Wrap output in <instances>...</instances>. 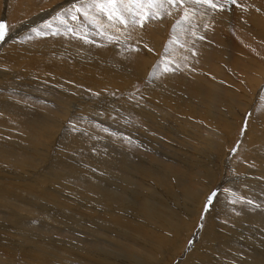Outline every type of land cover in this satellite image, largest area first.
Listing matches in <instances>:
<instances>
[{
    "label": "bare ground",
    "instance_id": "obj_1",
    "mask_svg": "<svg viewBox=\"0 0 264 264\" xmlns=\"http://www.w3.org/2000/svg\"><path fill=\"white\" fill-rule=\"evenodd\" d=\"M13 1L15 0H4L5 7L0 8V17L1 11H3L2 16H6L7 7ZM76 3L77 0H60L59 2L55 0V3L50 9L48 8L43 11H38L39 8H34L33 6V12L36 11L35 15L21 26L14 27L11 37L4 39L0 44V68L3 69H0V264H179V262L185 259L187 264H211L209 263V258L212 255L215 256L219 264H237L238 260H240V264H264V241L262 240L264 239V232H262V230H257L259 235H257L258 237L256 236L257 238L255 239L253 247L249 246L251 251L242 249L241 246L237 244L238 241L236 243L237 239L244 241V239H246L245 235L231 233L225 234L224 236L220 232V228L219 231V221L215 220V216L224 215L223 208L226 203L225 192H219L220 194L217 197V201L216 203L214 202V205L207 211L208 214L205 213L206 211L204 210L201 214L200 211L196 218L197 221L196 219L193 221V217L196 214V206L200 204L199 200L201 199V197L198 199V193L192 191L190 186L191 183L194 184V182H192L194 180L192 179L193 175H191L195 170L193 166H200L206 170L203 176L200 175V179L204 178L203 180L205 182L207 181V183L213 180L214 174H212L213 168L211 167L216 166L217 162H222V169L229 168V158L233 157L236 151L233 152L229 149L226 154L224 150L225 145L222 143L202 141L201 146L206 145L207 147V150L203 148L206 151L203 150L200 152L202 158L198 155L196 156L197 159L191 157L195 156L194 152L188 153L190 156L180 153L181 158L179 160L186 165L182 167L184 170H181L183 173L185 172L182 176H188L186 181L180 180L178 176L180 173L177 172L178 170H169L166 166L159 168L149 160L139 158L137 159L138 161L132 162L134 167H130L131 171L129 172H131V174L129 177H125V174L123 176L116 174L118 175V179L114 180V185H111L109 184L111 177H105L106 173L99 175L91 170L78 167L75 164L69 163V159H67L66 155L60 153L62 151V144H65V147H71L75 143L74 141L72 142L66 139L64 131H67L68 128L63 124L67 121L70 122L71 119H75L78 113L82 116L96 114L94 116L100 117L97 115L93 106H91L92 96H89V92H87L88 88L100 92V90L103 89H131L133 85L144 84V88H146L144 91L149 93L155 102H158L163 107L172 109L171 114L158 115L163 119V121L161 120V124L167 128V124H172L175 120L178 127L176 132L185 134L184 140H186V138H194L192 135L200 133V130L203 129L201 125V123H203L202 121L205 122V124L203 123L204 125L208 124L214 127H218L219 125L224 131L232 130L234 127H237L238 124L244 122L248 107H250L251 101L254 102V98L251 97L252 95L249 96V100L243 97V99L246 100V105L245 101H240L241 104L243 103V106L245 105L244 109L241 110L240 104L233 102L234 98L231 100L227 98L228 101H226L224 100V96L221 97L219 94H215L214 91L216 88L214 87L212 91L206 87L198 93V97H191L190 100H185L186 93H180V95L174 94L172 91L173 88L166 85L172 83L170 80L172 74H170V76L166 74V79L164 80H169L170 83L164 82V86L160 83L158 86L153 87L149 84L153 76V73H150L149 70L153 71L152 66L154 65V59L151 58H145V60H143L144 62L141 63H137V61L134 63L123 59L121 52L102 50L104 52L94 54L98 55L97 59L91 60V57H88L89 53L87 54L88 56L76 53L75 55L74 51L72 52L69 49L62 48L64 47V43L62 41H56L61 38H52L50 41L52 42L51 44L44 41V45L41 40H38V37H36L37 39L29 41V43L31 42L32 44L31 46L23 44V42L21 43V40L14 43V38L19 39L17 36L18 34L19 36L22 33L25 36L26 33L28 35L29 29L34 28L32 27L33 25L38 26L40 23H43V21L45 22V20L51 19L58 12ZM175 10L176 9H174V11ZM197 16H199L198 13ZM204 16L205 15L202 16L203 19L206 18ZM212 16L214 15L212 14ZM236 17H238V15ZM197 18L198 17H195V19ZM201 18L200 20L198 19L199 22L197 20L194 22H198L199 24L197 23V25L203 27L204 20ZM210 20L212 21V19H209V21ZM249 22H247V24H249ZM158 23L159 22H157V24ZM29 24H31V26ZM216 24L225 25L224 23ZM255 24L258 28L262 26L258 22H255ZM154 27L155 26H153V28ZM157 31L151 32H153L154 35L156 34L158 38L164 40L165 37L163 36V32ZM150 35H152V33ZM124 36L126 37V35ZM147 36L145 37L147 38ZM166 37L168 38V36ZM135 39L138 40L136 37ZM125 40L122 38V41ZM199 41L200 40H197L198 43ZM144 42H146V39ZM34 44L37 45L41 51H37L38 53L35 52L36 50L33 51L31 48ZM68 44L71 43L69 42ZM202 45L205 47V44H201V46ZM148 46H150V44H148ZM77 47L90 48V46L83 41L77 42ZM91 48L87 52L93 54L94 52ZM120 50H123V48H120ZM136 51L138 52V50ZM86 53L84 52V54ZM213 58H215V60ZM221 58L222 57L217 54L213 55L209 52L205 59L207 60L206 62L212 65L213 71L219 68H221L219 70H225L226 67L221 66ZM215 61H219V63ZM201 66L200 69H203ZM4 69H6V71H4ZM140 71L144 73H139ZM196 72L197 71H195V73ZM202 77L203 76H201V78ZM201 78L200 80H202ZM254 78L255 77L251 78V81ZM178 79L182 80V82H186L183 76ZM142 80H146L147 82L144 83ZM254 80L257 82V79ZM254 80L252 81L253 83L255 82ZM66 81H70L71 84H68L69 82L67 83ZM261 81L262 84H260V89L256 90L254 95L256 96L255 100L259 95L258 93H264V79ZM182 82L181 84L184 85ZM203 83L209 84L213 82L205 79ZM72 84L74 86H72ZM214 85L221 87V84L218 83ZM61 86L64 88H61ZM81 87H86V90L81 89ZM222 91L225 92L227 90L224 89ZM230 92L229 94L227 92V94L228 97L231 98L232 93L230 94ZM200 99L203 100V105L206 107L205 109L201 106L202 101ZM225 103L232 109L231 112L233 116L228 114L229 116H225L226 118L223 119L220 114H217L215 109H219L220 106ZM160 105L150 103V109L136 106L133 110H139L137 111L138 116L146 117L145 110L157 113V108H161ZM44 107H48L47 109H50L52 113V116H50L51 122H46V114L43 112ZM251 111L254 112V109ZM7 113L8 116H5ZM10 115H13V117ZM184 118L186 120H184ZM100 119L102 121L109 120L107 115H104V117ZM100 119L98 120L96 118L93 122L97 120L100 122ZM249 120H251L252 123L244 135H246L247 139L249 138V160H252L255 156L257 157L261 150H264V125L260 123V119H258L256 115L254 119L250 117ZM262 120L264 121V119ZM107 122L108 121H106V123ZM60 123L64 127L60 128ZM157 123L159 127L162 126L158 121ZM179 125L181 127H179ZM26 126L32 127V134L28 133ZM15 129H24L28 136L27 134L26 136H19V134L14 135L13 132ZM62 129H64V131ZM210 131L212 133H217L215 129H210ZM218 134L222 135V131H218ZM224 134L227 135L226 140L230 142L228 136L231 135V133ZM176 138L177 137L172 140ZM144 140L146 141L145 135ZM187 144L193 146L189 142ZM189 148L193 150V147ZM187 152L189 151L187 150ZM159 154H162L164 157L167 156V154L161 151ZM109 158L111 160L109 156H106V158L105 156L103 157L104 160H108ZM203 158L205 161H203ZM258 159H255V161H258ZM114 160L116 162L118 161V163L121 162L120 158ZM259 160H261V158ZM233 166H235V164ZM243 166H239V168ZM106 168L113 171L111 166L103 167L101 170L103 169L104 172ZM238 170L239 169L236 168L234 171H240L243 174L231 177L233 179L232 181H234V179L236 180L233 186H246L249 188V192H243L249 194V201L261 199L264 203V199H262L264 197L260 196L263 193L262 189H256L257 185L255 182L259 181L254 180L255 174L260 173L259 170L250 168L248 172V169L244 171V168ZM260 174L264 175V171ZM69 180L75 182L80 188L83 187L85 189L86 187L92 194L88 191L83 192L80 189H73L67 184H64ZM227 180L228 178L223 182ZM223 182L219 184L222 186V184H224ZM262 184L261 186L264 187V183ZM220 185L218 188H215L214 191L218 190ZM133 187H143L146 192H139L134 190ZM67 192L71 194L70 196H74L73 198L75 199H83L82 203L79 202L81 204L75 205L73 200H68V198H66L67 195H65ZM92 196L97 197L95 198ZM251 204H254V202L252 201ZM88 205L89 207H87ZM102 205H105L103 206L104 208L101 207ZM261 210L264 212L263 205L261 206ZM206 214L208 215V219H206ZM24 215L37 216L39 218L40 229L38 233H33L34 236L25 235L30 231L31 222L26 220ZM244 216H247L249 220L253 221L258 219L257 214L252 212L251 209H249V213H245ZM205 219L207 225L204 228L201 227V225L205 226ZM242 219L245 218L243 217ZM259 221H261V223L258 224V226H264V221ZM8 222H14L17 225V229L20 232L18 237L20 243H10L8 241L13 233L9 228L11 225H7ZM195 222L196 224H194ZM193 225L197 227V230H194L193 233H189ZM26 228L28 230H26ZM227 232L230 233L229 230ZM57 234H63V237H57ZM183 237L186 238L187 241H192V246L197 242L196 247L190 248L192 249L191 254H188L190 245H187L186 248L182 246L183 241H186L182 240ZM247 237L252 238L250 234ZM73 240L76 243H74ZM81 243L84 245H93L94 249L86 248L84 245H80ZM124 247L127 250L132 248L134 250H132L133 255L130 254V252L128 253ZM99 248H105L104 250H116V253L107 251L110 255H99L97 252ZM183 249V254L179 256L180 254H178V251H182ZM212 252L217 253L216 255L218 256L214 254L210 256ZM258 252L262 253L260 257H258ZM242 254L246 257H243ZM249 258H251L250 261ZM216 260H212V264H216L213 263V261L216 262Z\"/></svg>",
    "mask_w": 264,
    "mask_h": 264
},
{
    "label": "rangeland",
    "instance_id": "obj_2",
    "mask_svg": "<svg viewBox=\"0 0 264 264\" xmlns=\"http://www.w3.org/2000/svg\"><path fill=\"white\" fill-rule=\"evenodd\" d=\"M59 1L60 0H57V2H59ZM87 2L91 3L92 0H87ZM96 2L100 3V2H102V0H96ZM221 2H223V0H221ZM37 3H38V5H37ZM54 3H55V0H15V1H13L7 7L6 16H2L3 11H1L0 22H4V24H5L4 39L11 37L14 27L21 26L24 22L28 21L29 19H31L35 15L36 11L33 12L34 8H39L38 11L39 10L43 11V10H46L48 8L50 9V7ZM239 3L241 5H244L245 8L244 7L237 8L234 5L225 4V9H224L225 11H223V12L218 11V10L213 11V9H210L207 6H200V7L195 6L197 11L193 17H190L191 22L188 20V22H189L188 23V22L182 20V17L184 14V9L179 4H177L175 7H172V6L170 7V5H168L167 3H164L163 7L154 8V7L149 5L148 0H140V4L142 7H138L135 4L131 5V7H132V10L134 12L143 11V12L149 13L147 18L145 19L146 23L144 22L143 27H140L138 25H133L131 22H129V25L127 28H125L124 25L120 24L119 21H117L115 19H113L112 21H109L107 16L104 13L100 12L99 9H97V8H92L90 10V16H94L96 18L95 20L85 19L83 16H80L77 20L72 21L70 19V16H68V15H66V13H64L65 10L70 9L72 7V6H68L66 9H63L62 11L58 12L51 19H47V20H45V22L43 21V23H40L38 26L33 25L32 27H34V28L29 29L30 31L28 32L29 33L28 35L26 33V36H25L22 33V34H20V36H21L20 37L18 34L17 36L19 37V39L14 38L13 41L15 43V42H19V40H21L20 41L21 43L23 42V44H27L28 46H31L32 44H31V42L29 43V41L37 39L36 37L39 38L38 40H41L43 42V45H44V41H47L51 44L52 42H50V41L52 40V38H61V39H58L56 41H59V42L62 41L64 43V45H63L64 47H62V48L69 49L72 52L74 51V54L75 53L76 54H83L86 56L89 55L88 57L89 58L91 57V60L97 59L98 55H94V54L104 52L102 50H109L112 52H121L123 59H125L129 62H134V63H136V61H137V63L144 62L143 60H145V58L154 59V65L152 66L153 71L149 70L150 73H153V76L151 77L149 84L151 86L155 87L161 83V85L164 86L163 85V84H165L164 82L170 83L169 80L164 81L166 79V74L169 76H170V74H172L171 79H170L172 83L166 84V85H169L170 87L173 88L172 91L174 94L180 95V93H184V94L186 93L185 100H190L191 97H194V98L198 97V93H200V91H202V89L204 90L206 87L209 88V90H211V91L213 90V87H214V88H216V90L214 91L215 94H219V96H221V97L224 96V100H226V101H228L227 98H229L230 100L234 98L233 102L239 103L240 109L243 110L245 105H246V100H244L243 97H245L249 100V96L252 95L251 97L254 98V102L251 101L250 107H248V112L245 114L244 122L242 124L241 123L238 124V126L234 127L232 130L224 131V130H222L221 127H219V125H218V127L217 126H215V127L210 126L208 124L204 125L205 122L202 121L204 124L201 123V125L203 126V129H201V128H200L201 130L199 129L200 133L192 135L194 138H186V140H184L185 134H179L176 132V130H178V127L176 125L177 122L175 120L172 124H167V126H168L167 128H165L161 124V120L163 121V119H161L158 115H163V114H168V113L171 114L172 109L169 107H163L158 102H155L151 98L149 93L144 91V90H146V88H144V84H136L135 86L133 85L134 87L132 86L131 89H125V90L103 89V90H100V92L88 88L87 92H89V96H92V98H91V100H92L91 104L92 105L91 106H93V108L97 112V115L100 117L94 116L96 114H93V115L91 114L88 116L87 115L82 116L78 113L77 114L78 118L75 117V119H71L70 122L67 121L65 124H63L64 126L66 125L65 127L68 128L67 131H64V129H62L65 132L66 139H68L72 142L74 141L75 143L71 147H65V144H62L61 145L62 151L60 152L62 155H64V154L66 155L67 159H69V161H68L69 163L75 164L76 166L85 168L87 170H91L92 172L99 174V175H103L106 173L105 177H111L109 184L114 185V180L118 179V175L123 176L125 174L124 175L125 177L130 176L131 172H129V171H131V168L134 167L132 162L138 161L137 159H139V158L147 159L151 163L156 164L159 168H161L162 166H166V168L169 170H171V169L174 171L178 170L177 172H179L181 174V175L178 174L180 180L186 181L188 179V176H182L183 174H185V172L183 173V171H181V170H184L182 167H185L186 165L179 160L181 158L180 153H183L187 156H190V154H188V153L194 152L195 156H191L193 158H196L197 155L201 156L200 152H202L204 149L207 150L206 145L201 146L202 141L222 143L223 145H225L224 150H225L226 154L229 151V149L231 151V149L235 148L236 152L233 154L234 156L232 155L233 157L229 158V160H230L229 168H223L222 169V162H220V163L217 162L216 166L211 167V168H213L212 174H214V176H213V180L208 182V183H207V181L205 182L203 180L204 178L200 179V175L203 176V173H206L205 172L206 170H204L200 166H193L195 170H194V173H192L191 175H193L192 179H194L196 181L193 180L192 182H194V184L191 183V185L190 184L189 185L191 186L192 191L198 193V199L201 197V199L199 200L200 204H198L196 206V209H195L196 214L193 217V221H195L194 219L197 218L198 213L200 211H201V214L204 212L203 210H204L205 204L207 203L206 202L207 197L212 192L216 191L215 193H217V194L214 197L213 203L211 206L214 205V202L216 203L217 197L219 196V194L225 192L226 193V196H225L226 203H225L224 208H223L224 215L215 216V218H216L215 220L219 221L218 229L219 228L221 229V231H220V229H219V231L224 236H225V234L227 235V234H231V233L232 234H243V235H245L246 239H244V241H242L241 239H237L236 243L238 241L237 244H239V246H241L242 249H244V250L247 249V250L251 251L249 246L253 247L255 239L258 237L257 235H259L258 234L259 232H257V230H262V232H264V226H262V227L258 226V224L261 223V221H259V220L264 221V212L261 210V206L263 205V207H264V203L262 202L263 200L260 199V200H252L254 202V204H249L248 203L249 194L243 192V191L249 192V188H247L244 185H242V187H240L241 185L233 186V184L236 182V180L234 179V181H232L233 179L231 177H233V176L236 177L238 174H243L239 171L240 168H244V171H246L245 169H248L247 172L249 171V168L259 170L260 173H262V171H264V168H263L264 167V150H261L260 153L257 155V157L255 156V158H253L252 160H249V152H250V147L248 145L249 138L247 139L246 135H244L246 133V130L249 129V126L252 123V121L249 120L250 117H251V119H254V116L256 115V117H258V119H260L259 120L260 123H262L264 125V121L262 120V119H264V96H263L264 93L263 92L258 93L259 94L257 97L258 99L256 98V100H255L256 96H254L256 93V90L260 89V84H262L261 80L264 79V0H239ZM123 4L128 5L129 0H123ZM33 6H34V8H33ZM185 6L189 7V8L193 7L191 4H186ZM4 7H5L4 0L3 1L0 0V8H4ZM174 9H176V10L174 11ZM9 10H10V12H9ZM157 11L160 13L159 17H154L153 15H151V13H154ZM208 11H209V13H208ZM244 11H247V12H244ZM169 12H171V15L168 14ZM197 13L199 14V16H197ZM58 14H60L59 18H58ZM212 14L214 16H212ZM201 15L202 16L205 15L204 17H206L207 19L206 18L203 19V17ZM237 15H238V17H236ZM166 16H167V18H166ZM239 16H240V18H239ZM242 16H244V17H242ZM195 17H198V18L195 19ZM128 18H129V21H131V15H129ZM200 18L204 20V25L205 24L208 25L207 28H205L204 25H203V27H200L197 25ZM214 18H215V21H214ZM209 19H212V21L210 20L212 23L209 21ZM152 20H154V21H152ZM195 20H197L198 22H194ZM178 21H180V23H177ZM254 21L260 23L262 26H259V28H258V26H256ZM157 22H159V23L157 24ZM165 22H166V24H165ZM247 22H249V24H247ZM216 23H224L225 25H219ZM234 23H236V24H234ZM49 24L51 25V27H48ZM182 24H184V25H182ZM29 25L31 26V24H29ZM88 25H90V26H88ZM147 25H149V26H147ZM193 25H195L194 30L197 33L196 36L192 35ZM144 26H146V27H144ZM153 26H155V27L153 28ZM68 28L74 29L75 33H77V34L74 35L72 32H68L67 31ZM33 29H37L38 31H41L45 34L44 35H36V33L33 31ZM117 29H120V31H117ZM154 29H156V30H154ZM157 30L163 32V36L165 37L164 40L162 38H158V36L156 34L154 35L153 32L154 31L156 32ZM151 31H153V32H151ZM147 33H149V34H147ZM151 33H152V35H150ZM177 33H180V34H177ZM144 34H145V36L148 35L147 38L144 36ZM124 35H126V37ZM175 35H177V36H175ZM200 35H203L205 37V39L204 40L198 39V36H200ZM143 36H144V39H143ZM166 36H168V38ZM135 37L139 41L136 40ZM139 37H141L142 39ZM122 38L124 40L126 38V40L122 41ZM145 39H146V42H148V40H149V42L148 43L144 42ZM127 40H130V41H127ZM151 40L153 41V43ZM197 40H200L199 43L197 42ZM2 41H0V44ZM75 41L85 42V44L89 45L90 48L92 47L91 49L93 50L94 53L92 54L91 52H87L90 49L89 47H86V48L77 47V42H75ZM150 41H151V43H150ZM156 41H157L158 45L156 44ZM206 41H207V44H206ZM69 42L71 44H68ZM164 43H165V45H164ZM169 43H171V44H169ZM193 43H194V45H193ZM148 44H150V46H148ZM201 44H205V47H204V45L201 46ZM145 45H147V47H145ZM65 46H67V47H65ZM140 46L143 48H141ZM200 46H201V48L203 47L202 49H205V50H202L200 48ZM71 47H72V49H71ZM138 47H140V48H138ZM29 48H31V47H29ZM77 48H79V49H77ZM120 48H123V50H120ZM31 49H33V51L36 50L35 52L41 51V49H39L38 46L35 44ZM136 50H138V52ZM155 50H156V52H155ZM84 52L85 53L87 52V53L84 54ZM168 52L170 55L168 54ZM209 52H211V54H213V55L217 54L218 56L222 57L221 58V62H222L221 66H225L227 70L226 69L225 70H219V69H221V68H219L218 70L216 69L213 71L212 65L210 63L206 62L207 60L205 59ZM193 53H195V55ZM136 54H138V55H136ZM155 57H156V59H155ZM203 57H205V58H203ZM166 58L168 61L172 62L169 65L170 69L175 68L174 66L177 63L180 64V68L176 71L170 70L168 72H164L163 71V63H161V62H164ZM213 59L215 60V58H213ZM201 61H202V64H201ZM217 62L219 63V61H217ZM200 66L203 69H200ZM0 69L3 70L2 68H0ZM154 69H156V71ZM4 71H6V69H4ZM195 71H197L198 73L197 72L195 73ZM154 72H155V74H154ZM200 72H201V74H200ZM139 73H144V72L140 71ZM200 75L203 77L201 78ZM182 76L186 79V82H182V80L178 79L179 77H182ZM253 77H255L254 79H257V82L254 79H253L255 81L254 83L252 82L253 80L251 81V78H253ZM200 78L202 80H200ZM203 78H204V80L208 79L213 83H209V84L203 83V81H204ZM146 80L145 81L142 80V81H144V83H146L148 81V80L147 81ZM66 82L67 83L69 82L68 84H71L70 81H66ZM181 82L184 83V85L181 84ZM217 83L221 84V87L214 85ZM73 84H74V82H73ZM73 84H72V86H74ZM187 84H189V85H187ZM180 87H183L185 89L180 88ZM61 88H64V87L61 86ZM188 88L190 91L188 90ZM81 89L86 90V87H83V88L81 87ZM224 89L227 91H225V92L222 91ZM263 90H264V88H263ZM227 92H228V94H229V92H230V94L232 93L231 98L228 97ZM225 95H226V97H225ZM201 98H203V97H201ZM238 99H239V101H238ZM200 100L202 101L201 106H203L205 109L206 107L203 105V100L202 99H200ZM240 101L241 102L245 101V105L243 106V103L241 104ZM150 103L160 105L161 108H157V113L156 112H150V110H145V116L146 117H140L137 115L138 114L137 111H139V110H137V109L133 110V108L136 106L143 107L145 109H150L151 108ZM47 108L48 107H44L43 112L46 114V122L48 123V122H51L50 116H52V113H51L50 109H47ZM221 109H223V110H221ZM252 109H254V112L251 111ZM215 111H217V114H220L223 119H225L230 114L232 115V112H231L232 109L229 108L228 104H226V103L222 104L219 109L216 108ZM222 111H224V112H222ZM238 112H239V110H238ZM249 113L251 115H249ZM103 114L107 115V117L109 119V120H106V121H108L107 123H106V121H102L100 119V118L104 117ZM109 115H110V118H109ZM5 116H8V113ZM10 116L13 117V115H10ZM96 118L98 120L100 119L101 121L99 122L97 120V121L93 122V120H96ZM139 120L141 123L139 122ZM184 120H186V119L184 118ZM157 121L162 126L159 127ZM152 124H154V125H152ZM63 125L60 123L59 127L60 128L64 127ZM179 127H181V126L179 125ZM26 128H27L28 133H30V134L33 133L32 127L26 126ZM210 129H215V131L217 133H212L210 131ZM152 131H154V132H152ZM218 131H222V135L218 134ZM223 131L226 134L231 133V135L228 136V138H229L228 140H230V142L226 140L227 135H225L223 133ZM13 134L14 135L19 134V136H26L27 133L24 131V129L23 130L22 129H19V130L15 129ZM168 134H169V136H168ZM144 135L146 137V141L144 140ZM27 136H28V134H27ZM62 136H63V133H62ZM62 136H60V137H62ZM175 137H177L176 138L177 140L176 139L172 140ZM183 141H185V142H183ZM188 142L191 143L193 146H189L187 144ZM67 143H70V142H67ZM183 143L184 144L186 143V144L184 145ZM151 145H152V147H151ZM189 147H193V150L190 149ZM175 149H176V151H175ZM238 149H240L241 151ZM179 150H180V152H179ZM187 150L189 152H187ZM206 150H204V151H206ZM160 151L164 154H167V156H166L167 159L162 154H159ZM103 154H104L105 158H106V156L111 157L112 161L110 160V158L108 160H104ZM118 158L121 159L120 163H118V161L116 162L114 160V159H118ZM201 158H202V156H201ZM242 158L244 159V161ZM258 158L259 159L261 158V160H259ZM255 159H258L259 162L255 161ZM177 161H178V163H177ZM203 161H205L204 158H203ZM260 161H262V162H260ZM234 164H235V166H233ZM110 166H111V168H113V171H110L107 168H106V171L104 170V172H103V169L101 170V168H103V167H110ZM239 166H243V167L239 168ZM234 168L239 169L238 170L239 172H235ZM114 169H115V171H114ZM260 173L255 174L254 180L259 181V182H255L257 185L256 189H262L263 193L262 194L260 193L261 194L260 196L264 197V187L261 186V185H263L262 183H264V180H263L264 175H262ZM116 174H118V175H116ZM227 178H228V180L226 182H223ZM66 182L67 183H64V184H67L69 187H72L73 189H77V190L80 189L83 192H85V191L90 192L86 187H85V189L83 187L80 188L79 186H77L75 184V182H73L71 180L66 181ZM222 182L224 184H222V186H221L219 183H222ZM219 185H220V188L218 190L214 191V189L218 188ZM135 188L136 187H133L134 190H137L139 192H146L145 188H143V187L142 188H136V189ZM199 190H200V192H199ZM220 191H222V192H220ZM68 193L69 192H67L65 194V195H67L66 198H68V200H73L75 205L76 204L79 205L82 203L83 199H81V198L80 199L78 198L79 200L75 199V198H73L74 196H70L71 194H68ZM90 193L92 194V192H90ZM91 194H90V196H91ZM92 197L96 198L97 196H92ZM145 197H149V196H145ZM262 199H264V198H262ZM203 201H204V203H203ZM233 201H235V203H233ZM79 202H81V203H79ZM89 205H91V204H89ZM89 205L87 207H89ZM113 205H117V204H113ZM257 205H259V207H257ZM103 206H105V205H102L101 207L104 208ZM211 206H210V208H211ZM107 207H108V204H107ZM249 209H251L252 212L257 214L258 219H255L253 221V220H249V218H247V216H244L245 213H247V214L249 213ZM205 213L208 214L207 211ZM207 214H206V219H208ZM242 215L245 219H242L243 218ZM24 217L26 218V220L31 222L30 231L29 232L26 231L28 233L25 235L26 236H30V235L34 236L33 233H38L39 229H40L39 218L37 216H26V215H24ZM206 219L204 220V224H205V226H203L204 228L207 225ZM196 221H197V219H196ZM194 224H196V222ZM7 225L8 226L11 225V226H9V228H10V230L13 231V233L11 234L12 239L10 238V239H8V241L10 243L11 242L12 243H20L18 240L20 232L17 229V225L14 222H8ZM195 227L196 226L193 225L191 227V231L189 233H193L194 230H197V227H196V229H195ZM249 227H250V229H249ZM26 230H28V229L26 228ZM228 230L230 233L227 232ZM224 231H226V232H224ZM249 234L251 235L252 238L247 237V236H249ZM50 235H51V233H50ZM62 235L57 234V237H63ZM187 236H188V234H187ZM182 240H186V238L183 237ZM262 240L264 241V239H262ZM249 241H250V243H249ZM73 242L76 243L74 240H73ZM189 242H191V243H189ZM183 243H182V246L185 248L187 247V245H190L189 249L197 246L196 245L197 242L194 244V246H192V241L186 240V241H183ZM260 244H261V242H260ZM80 245H84V244L81 243ZM84 247L94 249L93 245L92 246L91 245H84ZM104 249L105 248H99L97 251L98 254L108 256L110 254L107 251L116 253V250H110V249L104 250ZM124 249L128 253L130 252V254L133 255L134 250L132 248H129L127 250L124 247ZM183 251H184V249L182 251H180V250L178 251V254H180L179 256H181L183 254ZM191 253H192V249L189 250L188 254H191ZM130 254H128V255H130ZM212 254L216 255L217 253L212 252L210 254V256ZM257 254H258V257H260L262 255V253H260V252H258ZM212 256L209 258L210 259L209 263H211V264H212V260H216L215 256H213V259H212ZM216 256H218V255H216ZM242 256L246 257L243 254H242ZM18 260H19V258H18ZM250 260H251V258H249V261ZM239 261L240 260H238L237 264H240ZM186 262L187 261L185 259L184 261L179 262V264H187ZM213 263L219 264L217 260H216V262L213 261Z\"/></svg>",
    "mask_w": 264,
    "mask_h": 264
},
{
    "label": "snow or ice",
    "instance_id": "obj_3",
    "mask_svg": "<svg viewBox=\"0 0 264 264\" xmlns=\"http://www.w3.org/2000/svg\"><path fill=\"white\" fill-rule=\"evenodd\" d=\"M148 3L150 6L154 8H161L164 6V3H167L168 5L175 7L177 4L181 5L184 9V14L182 17V20L188 21L190 17L194 16L197 9L195 6H207L208 8H211L213 10L223 11L225 9V4L228 5H234L238 8L245 7L244 5H241L239 3V0H148ZM137 5L138 7H142L140 4V0H129L128 5L123 4V0H102V2L97 3L96 0H92L91 3H88L87 0H77L76 4H73L70 9L65 10L66 15L70 16V19L72 21L77 20L80 16H83L85 19L95 20L96 18L94 16H90V10L92 8L99 9L100 12L104 13L109 21H112L113 19L119 21L120 24L124 25L125 28L128 27L129 22H131L133 25H138L140 27H143L144 21L149 15V13L146 12H134L132 10L131 5ZM186 4H191L193 7H184ZM171 15V12L168 13ZM129 15H131V21H129ZM154 17H159L160 13L154 12L151 13ZM60 14H58L59 18ZM138 17V18H137ZM177 23H180L178 21ZM48 27H51L49 24ZM205 28L208 27L207 24L204 25ZM195 25H193V31L192 35L196 36L197 33L194 30ZM33 31L36 33V35H44L45 33L38 31L37 29H33ZM68 32H72L74 35L75 33L74 29L68 28ZM117 31H120V29H117ZM5 36V24L4 22H0V41L4 39ZM198 39L204 40L205 37L203 35L198 36ZM183 46V45H182ZM147 47V45H145ZM195 55V53H193ZM186 59V58H185ZM163 63V71H176L180 68V64L177 63L175 65V68L170 69V63L171 61H168L167 58L165 59ZM155 70V69H154ZM249 115H251L249 113ZM231 151L235 152L236 149L233 148ZM216 196L215 192H212L207 197V203L205 204L204 211H208L210 209V206L213 203V199ZM235 203V201H233ZM249 204L252 203V201H248ZM259 207V205H257ZM203 227V225H201ZM191 243V242H189Z\"/></svg>",
    "mask_w": 264,
    "mask_h": 264
}]
</instances>
